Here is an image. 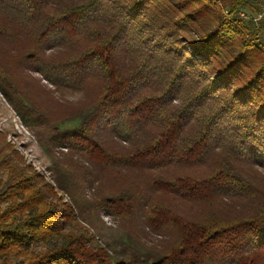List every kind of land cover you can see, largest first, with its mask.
<instances>
[{
	"label": "trees",
	"instance_id": "obj_1",
	"mask_svg": "<svg viewBox=\"0 0 264 264\" xmlns=\"http://www.w3.org/2000/svg\"><path fill=\"white\" fill-rule=\"evenodd\" d=\"M263 19L264 0H0L2 49L29 39L10 69L31 62L56 89L94 95L66 103L48 145L98 168L89 198L72 173L55 188L0 134V264H264V202L238 208L264 193ZM4 71L18 73L0 66V88L25 122L43 119ZM175 203L238 210L202 223ZM103 214L122 223L120 248L85 226Z\"/></svg>",
	"mask_w": 264,
	"mask_h": 264
},
{
	"label": "rangeland",
	"instance_id": "obj_2",
	"mask_svg": "<svg viewBox=\"0 0 264 264\" xmlns=\"http://www.w3.org/2000/svg\"><path fill=\"white\" fill-rule=\"evenodd\" d=\"M248 14L249 13L244 12V15L249 17ZM262 40L264 41V32ZM24 41L25 42L20 41L16 48L15 45L11 48L9 45L5 44V42H1L4 49H2V46L0 45V66H5L6 69L13 73L14 70H16L18 73V65L20 64H17V61L16 65H12L13 68L10 69L11 61H14V58L17 55V53H13V49L20 50V48L29 41L28 37H24ZM53 52H55V57H53V59L56 61H60L63 59L64 55L71 53L70 49L66 47L55 48ZM17 56H21V54L18 53ZM29 64H31V62L27 63L25 74L21 75L18 73V79L16 80H14V75L6 73L5 71L3 73L9 74L7 82L11 84V86L18 88V86L21 85L23 89L31 94L30 102L33 103V105L29 103L28 105L32 106V110L38 113L43 119L36 120L34 124H31L33 121L30 120L27 124L18 110L13 106L8 95L0 88V134L5 136L6 142L12 148L13 152L23 158L25 165L32 168L34 172L39 173L45 182L52 184V186L56 188L58 182H60V173L58 174L57 171L61 172L62 175L63 173L75 174L77 176V181L79 182V191L82 192V195L86 198H89V190L93 186L98 192V168L92 166L88 167L87 164L83 166L80 157L68 152L66 148L61 147L54 142H52L51 145H48V143L51 137L56 134V131L53 129L56 127L55 125L62 126L61 121L73 114L74 107L71 108L66 103H79L80 105H86L94 95L81 92L67 93L66 91H63L62 87L56 89L55 85L47 83L36 73V64H33L30 67ZM62 100L65 109L62 108ZM73 126L74 125H72V127ZM65 127L66 125L62 126L63 129ZM1 170L6 175L5 169ZM253 170L254 185L256 184L258 188L264 190V170ZM205 171H207V165ZM84 173H88V175H85ZM85 176L86 181H84ZM86 182H94V185L91 186V183L85 184ZM68 191L69 190L63 192L58 189V196L62 199L64 205H71L76 211L77 208L74 203V196ZM146 191L150 192L149 189ZM262 202H264V193H261L259 198L254 200V203L251 201L240 202L238 208L241 210L247 209L248 212H250L253 208L256 209L255 207L257 205H261ZM174 205L176 206L175 208L178 213L182 214V211H185L186 209V213L194 215L189 217L193 219L196 217L194 221L202 223H208L217 217L220 219H231L232 215H236L238 210L232 203H218L214 209L206 206L201 210L194 205L184 203H175ZM84 210L86 209H83V211ZM85 214L91 218L89 213L85 212ZM84 224L95 236H97V238H100V243L107 241L111 244H117V248H120L119 240L121 238L124 239V237H126L125 234H127L122 226H120L122 225L120 220L107 214H103L100 217V221L98 220V217H95L89 222H84ZM136 235L141 239V244L139 245L135 243L136 246H138L141 251L149 252L152 247L150 246V241L145 239L147 238L146 235H148V233L139 226V234ZM41 249L42 247L38 248V250Z\"/></svg>",
	"mask_w": 264,
	"mask_h": 264
}]
</instances>
